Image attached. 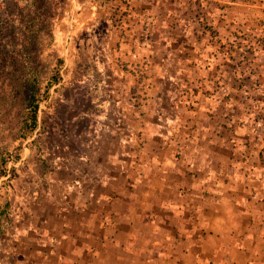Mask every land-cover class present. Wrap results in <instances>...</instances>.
<instances>
[{
	"label": "rangeland",
	"instance_id": "374dc122",
	"mask_svg": "<svg viewBox=\"0 0 264 264\" xmlns=\"http://www.w3.org/2000/svg\"><path fill=\"white\" fill-rule=\"evenodd\" d=\"M35 100L39 125L1 165ZM226 109L235 129L264 126V0H0V264L82 176V156L105 165L111 132L135 127L141 147L147 125L168 124L188 143Z\"/></svg>",
	"mask_w": 264,
	"mask_h": 264
},
{
	"label": "crops",
	"instance_id": "0c3cea01",
	"mask_svg": "<svg viewBox=\"0 0 264 264\" xmlns=\"http://www.w3.org/2000/svg\"><path fill=\"white\" fill-rule=\"evenodd\" d=\"M205 123L188 143L168 124L147 125L141 147L135 127L111 132L119 145L105 165L82 156V176L49 195L54 212L30 220L23 233L34 235L7 244L4 260L264 264V126L235 129L227 109L224 125ZM103 141L91 148L106 149Z\"/></svg>",
	"mask_w": 264,
	"mask_h": 264
},
{
	"label": "trees",
	"instance_id": "16d2710c",
	"mask_svg": "<svg viewBox=\"0 0 264 264\" xmlns=\"http://www.w3.org/2000/svg\"><path fill=\"white\" fill-rule=\"evenodd\" d=\"M64 58L62 56L57 57V64H58V71L57 74L53 75L50 78L49 81V87H51L54 83H57L62 76V69L61 67L64 65ZM45 91H47V95L50 94L49 88H47ZM46 95V96H47ZM40 100H35L30 104V108L28 111L27 116V125L25 129L23 130V134L20 136L17 145L11 146L6 153H3L1 156V165H5L6 167L9 164L10 159H13L15 157H19L22 155L23 150V144L26 139H28L33 132L36 130L37 126L39 125V106H40ZM7 169V168H6ZM9 205L8 201H6L5 207L0 209V216H2L4 213H6V206Z\"/></svg>",
	"mask_w": 264,
	"mask_h": 264
}]
</instances>
